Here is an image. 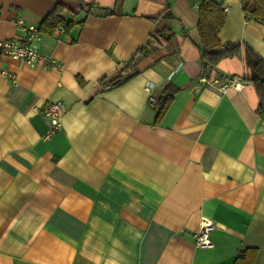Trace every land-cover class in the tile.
I'll return each mask as SVG.
<instances>
[{
  "label": "crops",
  "instance_id": "obj_1",
  "mask_svg": "<svg viewBox=\"0 0 264 264\" xmlns=\"http://www.w3.org/2000/svg\"><path fill=\"white\" fill-rule=\"evenodd\" d=\"M201 1L0 0V40H22L15 19L39 27L56 3L72 22L40 31L52 67L0 55V264H264V113L241 52L202 67ZM217 1V49L245 43L264 59V22ZM148 44L139 74L101 82ZM225 76L242 87L221 90ZM167 84L178 90L156 121L145 87L158 98ZM56 100L61 128L46 137L37 109ZM203 218L212 246L195 244Z\"/></svg>",
  "mask_w": 264,
  "mask_h": 264
},
{
  "label": "trees",
  "instance_id": "obj_2",
  "mask_svg": "<svg viewBox=\"0 0 264 264\" xmlns=\"http://www.w3.org/2000/svg\"><path fill=\"white\" fill-rule=\"evenodd\" d=\"M242 10L246 18L253 17L254 20L264 22V0H240ZM198 21L197 29L201 38V46L199 47L200 58L202 61V67L205 71L212 70L217 63L228 57H234L242 53L244 66L247 68L249 74L244 77V80L251 83L258 96L257 110L264 113V59L247 44L245 43H227L224 48L217 49L220 46L218 33L223 26L225 11L221 6V3L217 0H202L198 7ZM65 8L56 3L54 7L48 12L39 24L38 29L43 33H51L59 24H63L69 28L72 25L71 20H66L62 13ZM163 16L167 19H172L173 15L167 8L163 10ZM169 27L162 29H155L149 38L150 42L161 43L165 41L169 36ZM140 51L145 52L144 47ZM147 53L142 55L146 56ZM161 55L155 57L153 62H157ZM140 59H134L131 57L124 63V66L119 69L115 74L111 76H105L101 78V82L107 85L109 88L119 86L129 80L132 76L140 73L144 65L140 64ZM152 62V63H153ZM178 90L171 84H167L162 91V94L158 97L159 104L155 110L156 121H158L173 100L174 93ZM256 254L255 249H247L244 253L239 254L238 258H244L246 255L252 260ZM249 264H252L249 262Z\"/></svg>",
  "mask_w": 264,
  "mask_h": 264
},
{
  "label": "built area",
  "instance_id": "obj_3",
  "mask_svg": "<svg viewBox=\"0 0 264 264\" xmlns=\"http://www.w3.org/2000/svg\"><path fill=\"white\" fill-rule=\"evenodd\" d=\"M224 11L227 7H223ZM16 30L22 31L24 37L22 40L17 38H6L0 40V55H7L12 59L21 61L26 64L41 63L44 67H52L54 65V59L48 55L41 53L38 49V41L41 37V32L38 26L35 24H29L24 21L23 18L17 17L14 21ZM63 24H59L54 27L56 32H62L66 28ZM152 47L157 46V42H151ZM151 46L148 44L144 47L145 50H150ZM143 55L142 51H137L134 55V59H138ZM2 74L7 78L11 79L12 82L15 81V76L13 73L3 70ZM204 80V78H202ZM243 85V80L237 76H225L220 84V89L223 91L233 89L239 90ZM149 94L147 102L149 106L153 107L155 110L158 108L159 99L152 94L151 85L145 87ZM64 103L60 100L47 101L44 103L39 110L47 119L51 121L50 127L46 134V137L55 133L56 130L61 128V120L64 111ZM214 226L211 220L204 219L200 223L198 231H196L194 240L195 244L199 246H212L210 240L208 239V231Z\"/></svg>",
  "mask_w": 264,
  "mask_h": 264
}]
</instances>
